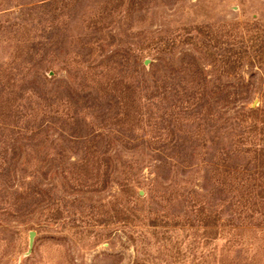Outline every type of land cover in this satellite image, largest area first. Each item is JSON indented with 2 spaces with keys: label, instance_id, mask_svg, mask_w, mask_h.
Here are the masks:
<instances>
[{
  "label": "rangeland",
  "instance_id": "374dc122",
  "mask_svg": "<svg viewBox=\"0 0 264 264\" xmlns=\"http://www.w3.org/2000/svg\"><path fill=\"white\" fill-rule=\"evenodd\" d=\"M0 264H264V0H0Z\"/></svg>",
  "mask_w": 264,
  "mask_h": 264
},
{
  "label": "water",
  "instance_id": "95a60500",
  "mask_svg": "<svg viewBox=\"0 0 264 264\" xmlns=\"http://www.w3.org/2000/svg\"><path fill=\"white\" fill-rule=\"evenodd\" d=\"M34 233H31V237H30V249L32 250L33 249V246H34Z\"/></svg>",
  "mask_w": 264,
  "mask_h": 264
}]
</instances>
